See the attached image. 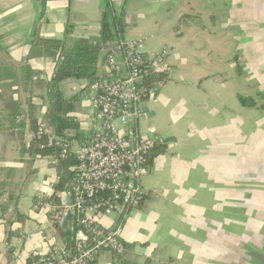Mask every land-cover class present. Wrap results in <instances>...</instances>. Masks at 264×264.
<instances>
[{
  "label": "crops",
  "instance_id": "1",
  "mask_svg": "<svg viewBox=\"0 0 264 264\" xmlns=\"http://www.w3.org/2000/svg\"><path fill=\"white\" fill-rule=\"evenodd\" d=\"M109 1L124 7V39L141 41L142 54L170 49L169 76L131 126L163 148L139 179L147 199L120 219L99 216L102 230L117 228L125 252L103 251L95 264H261L253 256L264 254V0ZM102 12L103 0H0V136L15 131L19 138L18 148L15 139L0 142V264L66 248L49 213L33 210L34 198L68 165L48 161L52 169L41 170L33 161L44 158L28 152L30 120L44 124L52 111L46 84L58 55L35 42H95ZM96 74L106 76L104 61ZM95 85L60 84L78 97L73 117L85 136L97 123ZM24 163L38 172L25 174L22 198L9 208L7 183Z\"/></svg>",
  "mask_w": 264,
  "mask_h": 264
},
{
  "label": "built area",
  "instance_id": "2",
  "mask_svg": "<svg viewBox=\"0 0 264 264\" xmlns=\"http://www.w3.org/2000/svg\"><path fill=\"white\" fill-rule=\"evenodd\" d=\"M141 44L123 39L115 44L120 58L115 54L105 57L104 68L110 75L95 85L92 108L97 123L84 141L75 146L65 135H49L38 146L39 150H59L57 155L46 157L52 164L74 158L76 166L71 182L62 190L56 189L57 181L34 198L33 210L48 212L52 226L61 224L69 211L70 229L76 227V232L71 250L63 248L58 254L49 251L33 264H95L103 251L116 256L125 252L117 228L102 230L98 218L103 213L123 215L143 203L139 179L147 169L145 159L160 140L154 135L143 136L131 126L143 118V102L153 97L164 77L169 76L166 59L170 49L162 47L155 53L142 54ZM157 76L162 79L154 80ZM21 120L18 118L16 123ZM44 134L45 126L39 124L30 140H40Z\"/></svg>",
  "mask_w": 264,
  "mask_h": 264
},
{
  "label": "trees",
  "instance_id": "3",
  "mask_svg": "<svg viewBox=\"0 0 264 264\" xmlns=\"http://www.w3.org/2000/svg\"><path fill=\"white\" fill-rule=\"evenodd\" d=\"M183 20L184 17L181 18L180 24ZM125 28L124 7H117L109 0H103L102 19L97 41L92 42L80 39L70 48H66L65 43L62 41L42 39L35 42L36 45L52 50L58 55L55 58V69L46 84V98L52 104V111L48 115L50 127L45 129V134L40 140L37 138L30 140L31 142L28 152L40 154L41 158H46L50 155H57L59 153L57 148H45L43 150L38 149L39 144L45 143L49 135L59 137H63L65 135L69 141L82 139V141H84L88 137L81 132L79 124L73 117L78 100L77 95H74L69 99L64 98L60 91V84L69 79L85 80L88 82V88L98 83L100 78H95V76L102 49L105 46H113L123 40ZM115 49L116 52H118L117 48ZM112 53L113 52L111 50L107 51L105 57ZM157 77H155L154 80L162 79L161 76ZM239 102L245 107H251L254 105L253 100L249 98H239ZM38 126V121L30 120V130L32 135L36 133ZM162 153L163 148H160V145L158 144L145 159L146 167H149L153 159ZM65 164H70L75 167L76 160L71 158L65 162ZM72 177L73 173H71L67 178H60L59 185L56 189L62 190L63 185L71 182ZM146 199L147 195L144 193L143 202ZM141 205L142 204H140V206ZM5 209L6 208L4 206L0 205L1 211H4ZM56 229L63 239L66 249L71 250L74 246L73 239L76 227H73V229L62 230L61 227L56 225ZM36 260H38V257L31 255L26 260V264H33ZM122 264L129 263L122 262Z\"/></svg>",
  "mask_w": 264,
  "mask_h": 264
},
{
  "label": "rangeland",
  "instance_id": "4",
  "mask_svg": "<svg viewBox=\"0 0 264 264\" xmlns=\"http://www.w3.org/2000/svg\"><path fill=\"white\" fill-rule=\"evenodd\" d=\"M104 72H105L106 76L110 75V72H109V70L107 68H104ZM61 94H62V96L64 98H69V93L67 91L64 90V91L61 92ZM49 104H50V107H49V110H50L51 107H52V104L51 103H49ZM49 112L50 111H48V114H49ZM43 125H45V127H47V129H48V127H50V122H49L48 116L45 117V121H44ZM8 137H9V139H15L17 141V148H18L19 147V145H18L19 138H18L17 133L15 131H13V132L10 133V136H8ZM8 137L6 135L0 136V142L2 140L3 141L4 140L5 141L9 140ZM33 162H38V163L42 164L43 167H42L41 170L45 169L47 171L48 169H52V167L48 165L49 162H48V160L46 158H44L43 160H36V161H33ZM23 167H24V169L20 170L19 175L15 178V181H13V182L8 181V183H7L6 190H7L8 194H12L14 196V199L12 201H8L6 203V206L9 207V208H16L18 200H21V198H22V197L20 198L19 196L21 195L22 182H23V180H26L25 177H24L25 174H26V176H30V174H31V176H33V175H35L38 172L36 170H31L29 168L26 169L25 167H27V163L26 164L24 163ZM73 167L74 166L70 165V164H68L64 168L63 167L62 168L59 167V172L64 177H66L71 172V170L74 169ZM1 174H3L6 179H8V177H10L11 172L9 170H2ZM25 208L26 207H23L24 210H25Z\"/></svg>",
  "mask_w": 264,
  "mask_h": 264
},
{
  "label": "water",
  "instance_id": "5",
  "mask_svg": "<svg viewBox=\"0 0 264 264\" xmlns=\"http://www.w3.org/2000/svg\"><path fill=\"white\" fill-rule=\"evenodd\" d=\"M115 46H116V45L114 44L113 46H105V47H103L102 52H101V54H100V59H99L100 64H101L102 67H103L104 56L106 55V52H107V51L111 50V51L113 52L112 54H115L116 57H117L118 59L120 58V56L117 55V52H116ZM101 69H102V68H101ZM99 76H100L99 74H96L95 78H99ZM103 78H104V77H102V79H103ZM130 125H131V124H130ZM131 186H132V183H130V188H131ZM123 209H124V208H122V211H123ZM69 217H70V212L67 211V212L65 213V215H64V217H63V219H62V221H61V225H60L63 229H65V226H66V223H67ZM120 217H121V213H119V214L117 215V218L120 219ZM256 257L259 259L258 261H260L261 264H264V254H261L260 256H259V254H257Z\"/></svg>",
  "mask_w": 264,
  "mask_h": 264
},
{
  "label": "flooded vegetation",
  "instance_id": "6",
  "mask_svg": "<svg viewBox=\"0 0 264 264\" xmlns=\"http://www.w3.org/2000/svg\"><path fill=\"white\" fill-rule=\"evenodd\" d=\"M256 255H257V254H254L253 257H254L256 260H259V259L256 257ZM260 255H261V254H259V256H260Z\"/></svg>",
  "mask_w": 264,
  "mask_h": 264
}]
</instances>
